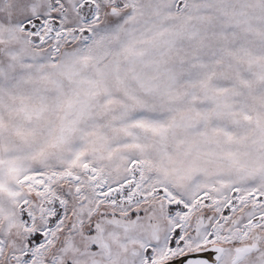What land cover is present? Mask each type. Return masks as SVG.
Listing matches in <instances>:
<instances>
[{
    "label": "snow or ice",
    "instance_id": "6c2138e0",
    "mask_svg": "<svg viewBox=\"0 0 264 264\" xmlns=\"http://www.w3.org/2000/svg\"><path fill=\"white\" fill-rule=\"evenodd\" d=\"M0 264H264V0H0Z\"/></svg>",
    "mask_w": 264,
    "mask_h": 264
}]
</instances>
